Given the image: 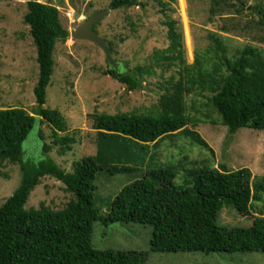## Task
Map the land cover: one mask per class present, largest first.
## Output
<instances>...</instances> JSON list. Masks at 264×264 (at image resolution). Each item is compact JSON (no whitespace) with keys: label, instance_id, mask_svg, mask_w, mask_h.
<instances>
[{"label":"trees","instance_id":"obj_1","mask_svg":"<svg viewBox=\"0 0 264 264\" xmlns=\"http://www.w3.org/2000/svg\"><path fill=\"white\" fill-rule=\"evenodd\" d=\"M23 21L36 49L37 81L33 87L32 113L23 108L0 109V162L17 163L20 182L0 205V264H145L146 251L98 249L92 245L93 222L138 223L151 226L149 251L154 252H264V217L255 216L248 227L227 228L216 222L224 205L248 215L252 202L262 199L264 174L253 179L247 167L227 170L192 167L184 172L182 184L174 183L171 167L147 168L142 176L124 185L110 200L103 218L93 203L94 181L99 175L132 172L143 165L142 152L150 143L181 133L212 152L208 144L188 124L186 95L207 91L208 104L227 127L228 134L239 128L264 130V56L249 45L233 58L227 57L218 38L216 56L208 60L196 54L186 63L182 34L177 22L166 16L168 46L158 50L156 62L177 65V78H171L152 112L92 114L96 151L72 163L67 172L47 157L51 144L64 155L76 143L74 135H59L67 125L57 109L45 108L46 88L54 69V48L65 40L68 30L60 21L58 9L39 0H23ZM165 12L174 0H154ZM138 0H109L108 7H133ZM94 30V27H93ZM206 64L209 66L207 67ZM129 90L141 88L140 77L151 74L135 66L119 73L114 67L103 72ZM203 94V93H202ZM200 96V94H198ZM40 117V118H38ZM51 127V144L39 131L42 158L23 159L22 144L36 122ZM49 176L64 184L73 195L61 209L44 202L26 209L25 203L40 178Z\"/></svg>","mask_w":264,"mask_h":264},{"label":"rangeland","instance_id":"obj_2","mask_svg":"<svg viewBox=\"0 0 264 264\" xmlns=\"http://www.w3.org/2000/svg\"><path fill=\"white\" fill-rule=\"evenodd\" d=\"M55 6L60 21L68 30L65 40L54 48V69L46 88L44 107L57 109L67 128L59 135H74L76 143L64 155H58L51 144V127L36 122L22 144L23 159H41L40 131L44 142L51 144L47 157L67 172L72 163L96 151V133L92 114L152 112L171 78H177V65L156 62L153 55L168 46L166 16L177 22L182 34L186 63L198 53L208 60L216 56L215 38L225 55L233 58L246 45L255 47L264 56V0H174L162 12L154 0H138L139 5L110 9L109 0H39ZM94 11L106 13L96 21L94 32L109 44L112 64L96 44L70 36ZM26 4L23 0H0V109L19 107L32 113L35 106L33 87L37 81L36 49L23 21ZM135 66L148 68L151 74L140 77L141 88L129 90L103 72L114 67L117 72H130ZM207 67H209L206 64ZM203 93V94H202ZM200 94V96H198ZM207 91L186 95L187 115L197 121L188 124L212 149L208 151L191 137L181 133L150 143L142 152L143 165L132 172L99 175L94 181L93 203L101 216H108L110 200L126 184L142 176L147 168L171 167L174 183L182 184L184 172L192 167H217L227 170L250 169L253 179L264 174V130L239 128L227 133L218 113L208 104ZM40 118V117H38ZM254 156V158H252ZM17 163L0 162V205L20 182ZM73 198L64 184L44 176L31 191L25 208H37L44 202L52 209H61ZM255 216L264 217V193L252 202L248 215L239 214L232 206L220 208L216 222L227 228L248 227ZM91 242L95 248L120 251H146L145 264H264V252H154L149 251L151 226L138 223L104 222L92 224Z\"/></svg>","mask_w":264,"mask_h":264},{"label":"water","instance_id":"obj_3","mask_svg":"<svg viewBox=\"0 0 264 264\" xmlns=\"http://www.w3.org/2000/svg\"><path fill=\"white\" fill-rule=\"evenodd\" d=\"M105 13V11L92 12L89 17L84 20V22L80 24L76 29L70 30V36H72L73 38L87 40L96 44L104 53L108 63L112 64L113 58L111 57L108 42L105 39L101 38L98 34H96L92 29L93 24L98 21V19H100Z\"/></svg>","mask_w":264,"mask_h":264},{"label":"crops","instance_id":"obj_4","mask_svg":"<svg viewBox=\"0 0 264 264\" xmlns=\"http://www.w3.org/2000/svg\"><path fill=\"white\" fill-rule=\"evenodd\" d=\"M252 158H254V156H252Z\"/></svg>","mask_w":264,"mask_h":264}]
</instances>
